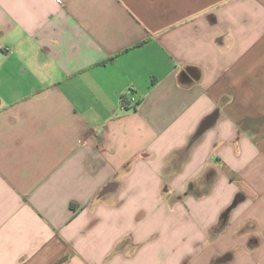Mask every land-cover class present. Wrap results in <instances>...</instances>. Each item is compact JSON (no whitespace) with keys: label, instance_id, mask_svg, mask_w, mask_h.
Segmentation results:
<instances>
[{"label":"crops","instance_id":"0c3cea01","mask_svg":"<svg viewBox=\"0 0 264 264\" xmlns=\"http://www.w3.org/2000/svg\"><path fill=\"white\" fill-rule=\"evenodd\" d=\"M0 264H264V0H0Z\"/></svg>","mask_w":264,"mask_h":264}]
</instances>
